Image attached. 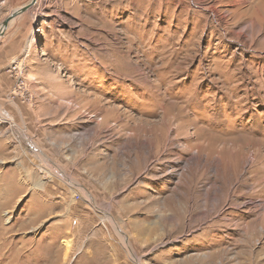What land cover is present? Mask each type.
<instances>
[{
    "label": "rangeland",
    "instance_id": "374dc122",
    "mask_svg": "<svg viewBox=\"0 0 264 264\" xmlns=\"http://www.w3.org/2000/svg\"><path fill=\"white\" fill-rule=\"evenodd\" d=\"M36 2L7 26L32 121L0 102V264H264V0Z\"/></svg>",
    "mask_w": 264,
    "mask_h": 264
},
{
    "label": "crops",
    "instance_id": "0c3cea01",
    "mask_svg": "<svg viewBox=\"0 0 264 264\" xmlns=\"http://www.w3.org/2000/svg\"><path fill=\"white\" fill-rule=\"evenodd\" d=\"M17 21H20V20H17ZM14 34H15V30L12 27H11V30H9V27H8L4 36L1 37L2 41H0V102L2 101L3 102L2 105H5V107H6L5 103L8 102L7 103V105H8L7 109L12 110V114L15 112L14 108H16L17 112L14 113L15 119L12 118V120L15 122L17 120H20L21 121L20 125L23 124L24 126L26 125L27 127H29V123H30V121H32V119L30 116V121H29V119L27 118L26 108L24 106L19 105L20 98L18 96H16L12 100V103L10 101H8L9 99L6 100L3 98V97L8 96V94L11 92V87L13 85V82L10 81V79L8 78V75L6 73V68L8 67L9 62H11L12 59L15 58L16 56H18L19 54H22V52H25L29 48V46L31 45V42L29 40V33H27V34L25 33V35L24 34L21 35V39H20L21 46L19 48H15V46H14ZM32 58H33V56H32ZM34 70H36V69H34ZM22 128L26 129V131H27V128H25V127H22ZM18 136H19V134H18ZM19 138H20V136H19ZM50 145L55 146V144H50ZM42 149L44 152H46L44 148H42Z\"/></svg>",
    "mask_w": 264,
    "mask_h": 264
},
{
    "label": "bare ground",
    "instance_id": "6f19581e",
    "mask_svg": "<svg viewBox=\"0 0 264 264\" xmlns=\"http://www.w3.org/2000/svg\"><path fill=\"white\" fill-rule=\"evenodd\" d=\"M38 3L37 2H35V4L32 6L33 8L37 5ZM11 22V21H10ZM7 121H8V119H7ZM10 125H11V127H12V130H13V132L14 131H16L18 134H19V136L21 137V140L23 141V142H25L26 141V143H27V145L28 146H30L31 147V149H32V151L33 152H35L37 155H38V157L41 159V160H43V157H42V155H41V153L39 152L40 150H38V147H35L33 144H32V141L31 140H28L26 137H25V130H23L22 128H20V127H18L17 125H15L14 123H10ZM19 130V131H18ZM20 140V141H21ZM21 141V142H22ZM58 176L60 177V178H63L64 179V174H63V172L61 171V170H58ZM49 177V176H48ZM58 179V178H57ZM76 185V184H75ZM91 202V201H90ZM92 203V202H91Z\"/></svg>",
    "mask_w": 264,
    "mask_h": 264
},
{
    "label": "water",
    "instance_id": "95a60500",
    "mask_svg": "<svg viewBox=\"0 0 264 264\" xmlns=\"http://www.w3.org/2000/svg\"><path fill=\"white\" fill-rule=\"evenodd\" d=\"M36 1L37 0H32V2L29 5H26V6L20 8V9H18L16 11H14L13 13H11L0 25V36L3 35L4 30L7 28L9 22L12 19H14L16 16L22 14L23 12L28 10L30 7H32L35 4Z\"/></svg>",
    "mask_w": 264,
    "mask_h": 264
},
{
    "label": "built area",
    "instance_id": "2783aa9c",
    "mask_svg": "<svg viewBox=\"0 0 264 264\" xmlns=\"http://www.w3.org/2000/svg\"><path fill=\"white\" fill-rule=\"evenodd\" d=\"M19 66H22L20 63H18ZM15 67V66H14ZM17 75L21 76L22 75V70L18 69L17 70Z\"/></svg>",
    "mask_w": 264,
    "mask_h": 264
}]
</instances>
